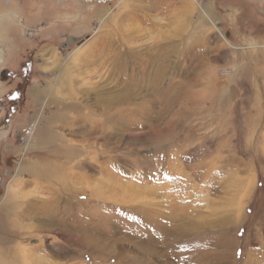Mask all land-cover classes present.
Wrapping results in <instances>:
<instances>
[{
  "label": "rangeland",
  "instance_id": "374dc122",
  "mask_svg": "<svg viewBox=\"0 0 264 264\" xmlns=\"http://www.w3.org/2000/svg\"><path fill=\"white\" fill-rule=\"evenodd\" d=\"M6 11L0 264H264V0ZM36 110L51 138L24 153Z\"/></svg>",
  "mask_w": 264,
  "mask_h": 264
},
{
  "label": "built area",
  "instance_id": "2783aa9c",
  "mask_svg": "<svg viewBox=\"0 0 264 264\" xmlns=\"http://www.w3.org/2000/svg\"><path fill=\"white\" fill-rule=\"evenodd\" d=\"M49 129L50 124L48 118L42 116L41 113L36 110L28 117L25 127L22 128L20 132L19 146L21 147V150L24 153H27L34 147H38V145H46L49 140L46 138V134H50ZM41 137H43V139H41Z\"/></svg>",
  "mask_w": 264,
  "mask_h": 264
},
{
  "label": "crops",
  "instance_id": "0c3cea01",
  "mask_svg": "<svg viewBox=\"0 0 264 264\" xmlns=\"http://www.w3.org/2000/svg\"><path fill=\"white\" fill-rule=\"evenodd\" d=\"M40 91L41 90L39 88H30V87L27 88L25 93L22 95V97L24 96L26 98V102H25L24 106L27 105V102L31 100L33 102V106L35 105L36 107H38L39 106L38 105V101L41 99V92ZM14 108L16 109L15 111L19 110L21 112L22 110H24L25 107H19V106L17 107L16 106ZM0 168L10 169V168H12V165H10V166H2Z\"/></svg>",
  "mask_w": 264,
  "mask_h": 264
},
{
  "label": "bare ground",
  "instance_id": "6f19581e",
  "mask_svg": "<svg viewBox=\"0 0 264 264\" xmlns=\"http://www.w3.org/2000/svg\"><path fill=\"white\" fill-rule=\"evenodd\" d=\"M3 17L6 18V20L8 21H11V22H14V23H19L22 25V20H21V17L14 11H6V12H3L1 13L0 15V19H2ZM16 19H18V21H16ZM1 33V32H0ZM3 36V35H2ZM0 41H1V34H0ZM1 53H2V49H0V58H1ZM196 92V91H195ZM194 95V94H193ZM191 96V95H190ZM43 136V135H42ZM46 138L50 139L51 137H49L47 134H46ZM41 139H43V137H41ZM135 261V260H134Z\"/></svg>",
  "mask_w": 264,
  "mask_h": 264
},
{
  "label": "flooded vegetation",
  "instance_id": "af4514ba",
  "mask_svg": "<svg viewBox=\"0 0 264 264\" xmlns=\"http://www.w3.org/2000/svg\"><path fill=\"white\" fill-rule=\"evenodd\" d=\"M22 25H24V24L22 23Z\"/></svg>",
  "mask_w": 264,
  "mask_h": 264
}]
</instances>
